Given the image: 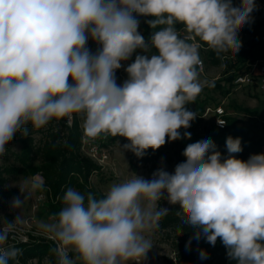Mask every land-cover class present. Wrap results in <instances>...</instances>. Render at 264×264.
<instances>
[{
  "label": "clouds",
  "instance_id": "clouds-1",
  "mask_svg": "<svg viewBox=\"0 0 264 264\" xmlns=\"http://www.w3.org/2000/svg\"><path fill=\"white\" fill-rule=\"evenodd\" d=\"M255 0H0V157L28 126L40 129L53 119L83 114L84 132L126 138L124 151L142 157L181 139L196 113L185 105L202 91L197 71L199 41L218 53L242 46L238 32L252 19ZM152 17L156 29L149 58L136 55L118 85L115 71L137 49L148 51L133 15ZM176 24L192 34L180 38ZM101 50L92 54L88 39ZM185 132L183 138H190ZM210 140L189 144L186 161L174 173L163 169L147 180L133 175L113 184L103 198L68 188L63 207L42 225L58 242L57 264H128L144 258L152 247L145 230L159 227L169 214L157 208L166 199L179 205L177 217L215 246L219 238L236 264H264V154L241 160V139H226L228 155L212 151ZM44 189L31 178L28 195ZM23 202L16 199L13 207ZM0 232V264H10L19 250L5 247ZM190 243V241H189ZM200 258L207 253L200 251Z\"/></svg>",
  "mask_w": 264,
  "mask_h": 264
},
{
  "label": "trees",
  "instance_id": "trees-1",
  "mask_svg": "<svg viewBox=\"0 0 264 264\" xmlns=\"http://www.w3.org/2000/svg\"><path fill=\"white\" fill-rule=\"evenodd\" d=\"M138 19L142 36L146 44L151 43V36L154 31H158L164 26L152 29L146 23L152 17L139 16L133 13ZM177 29L184 28L182 24H176ZM247 33L246 40L249 49L239 54L240 66L248 57L254 56L253 49L258 45L257 27L246 24L237 34L241 41L240 33ZM139 52L142 49H137ZM224 52L218 53L216 50H210L206 55V64L217 66L220 63V56ZM231 68V67H230ZM239 67H237L238 69ZM200 79V77H199ZM233 75H229L211 83L207 88L212 92H217L221 98H228L232 93L231 81ZM213 101L215 106L219 103L214 96L200 99L196 96L195 100L186 104L187 110L195 112L196 117L191 121L188 130L179 129L181 139L170 141L166 137V143L159 149H147L142 157H137L132 151L129 155L128 165L134 172L138 170L139 165L148 166L151 173L156 172L159 162L174 163L175 166L186 161L183 155L184 149L192 143L201 140H210L213 142L212 151H219L222 157L228 155L226 148V139L231 136L241 139L242 151L234 154L241 160H248L251 155L264 154L262 147L264 143L251 135L249 129H245L237 117L239 109L225 117L226 125L224 129L219 130L214 124L203 132H198L197 128L202 120L205 108L209 107L207 101ZM192 105H194L192 107ZM244 112H246L244 110ZM83 114H74L71 124L66 123V117L60 120L53 119L46 126L40 129H33L28 126V133L18 132L10 141L17 145V150H12L6 146V154L0 157V213L7 207L8 200L17 199L20 192L17 189H8L6 185L9 180L27 179L38 175L44 181V189L37 190L42 195L41 210L46 217L53 220L55 215L63 207L62 197L68 188H74L85 195L91 192L96 198H103L104 194L95 190L90 182V178L100 175L99 181H103V170L100 166L86 157L81 150V139L85 134L83 128ZM190 133V138H183L184 133ZM164 206L169 209V214L159 221V227L155 231L162 235L164 241L170 246L173 257H164L165 264H236L227 256V249L218 238L215 246L206 241L201 235L199 240L195 238V229L185 226L176 211L179 205H171L166 199L157 202V208ZM12 218L7 216V221ZM1 229L0 225V232ZM190 241V243H189ZM9 243V234L7 243ZM8 248L19 250V254L10 264H57V256L53 251L56 249L52 241L28 236L26 241H20ZM207 253V259L200 258V251Z\"/></svg>",
  "mask_w": 264,
  "mask_h": 264
},
{
  "label": "rangeland",
  "instance_id": "rangeland-1",
  "mask_svg": "<svg viewBox=\"0 0 264 264\" xmlns=\"http://www.w3.org/2000/svg\"><path fill=\"white\" fill-rule=\"evenodd\" d=\"M138 32L142 35L140 24ZM86 47L92 54H97L101 50V45L91 38L88 39ZM136 55H146L150 58V46H148V51L142 49L139 52L136 50L128 60L121 62L122 67L115 71V78L118 85H122L123 82L128 79V74L125 69L134 62ZM206 71L207 79H199L202 83V91L197 96L201 100L204 99V97H210V95L214 96L216 100L223 103L225 110L230 113L236 111L233 108L234 106L242 109L237 111V117L240 119L241 124L245 129L251 131L250 133L252 136L259 138L264 143V125L262 123L264 119V102L262 92L256 91L254 96L252 94L253 91L242 88L233 90L228 98H221L217 92H212L207 88V86L211 84L209 80L213 76H216L219 70L206 66ZM213 104V101L208 100L206 106L212 107ZM193 106L194 105H192V107ZM244 110L246 112H244ZM213 121L214 118L212 114L209 113L203 116L197 131L203 132L209 129L213 125ZM127 143H129L127 139H118L108 144V160L102 167L103 181H99L100 175H93L90 178L92 187L98 192L105 195L111 185L131 179L134 174L147 180L153 178V173L149 171L148 166L141 164L138 166L136 172L130 169L128 159L131 151H124L122 149V146ZM8 146L12 150H17V145H13L9 142ZM262 149L264 150V146ZM157 167L159 170L163 169L173 174L176 166L174 163L159 162ZM35 176L38 175H34L27 179L9 180L6 187L8 189H17L20 192V196L17 199L23 203L20 207H13V201L16 199L6 202V209L0 213L1 229L7 231L9 234V241L16 243L26 241L30 235L52 241L55 247L58 248V242L42 227L44 223L52 221V219L46 217L41 210V203L43 201L42 195L38 194L37 191L28 195L31 186V178ZM162 208L165 207L162 206ZM7 216L12 218L11 222L7 221ZM155 229L156 227H153L145 230L143 233L145 239L149 240L152 244V247L147 251L145 257L138 258L137 261H129L128 264H165L163 261L164 257H173L170 246L162 242L164 238L161 234L157 233ZM68 254L70 258L75 260V264H82L74 251L69 249ZM44 264L49 263L45 262Z\"/></svg>",
  "mask_w": 264,
  "mask_h": 264
},
{
  "label": "built area",
  "instance_id": "built-area-1",
  "mask_svg": "<svg viewBox=\"0 0 264 264\" xmlns=\"http://www.w3.org/2000/svg\"><path fill=\"white\" fill-rule=\"evenodd\" d=\"M255 2L257 7L251 14L252 19L249 23H247L257 27L258 45L253 49L254 56L248 57L243 63V65L240 66L238 58L239 54L249 49V46L246 42V40L248 39V34L245 32L239 34L242 46L238 52H236L235 50H229L228 52H224L220 56V63L217 66L207 65L206 55L210 50H212V48H210L204 42L199 41V38L197 37L195 39L200 44L199 56L201 61L200 65L197 68V71L199 73L200 78L207 79L206 66L218 69L219 73L209 80L211 83L216 82L223 77L233 75V79L231 81L232 91L246 88L253 91L252 94L254 96L256 94V91H260L263 94L264 102V0H255ZM240 3L241 0H232V4L235 7L240 6ZM177 30L180 38L185 39L188 42L193 41L192 34L188 33L184 28H180ZM148 46H150L151 57V55L154 54L156 50L151 47V43ZM237 67L239 68L237 69ZM209 113L213 115V124L219 130L224 129L226 125L225 117L231 114L230 112H227L225 110L222 102H219L215 106L205 108L202 117L206 116ZM71 121L72 117H66V123L68 125L71 124ZM262 123L264 125V119ZM188 129L189 128L184 130ZM118 139L126 138L112 137L110 134L105 133H101L96 137H90L85 133L81 139V150L86 157L91 159L94 163H96L102 168L108 160V144ZM15 243L16 242L9 241V243L6 244L5 247L12 246Z\"/></svg>",
  "mask_w": 264,
  "mask_h": 264
}]
</instances>
